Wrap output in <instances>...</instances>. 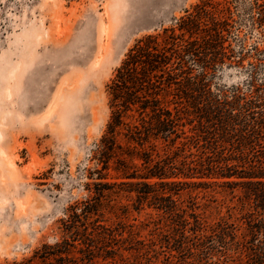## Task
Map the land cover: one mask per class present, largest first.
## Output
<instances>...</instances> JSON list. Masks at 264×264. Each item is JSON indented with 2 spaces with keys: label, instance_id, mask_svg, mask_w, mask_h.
<instances>
[{
  "label": "rangeland",
  "instance_id": "obj_1",
  "mask_svg": "<svg viewBox=\"0 0 264 264\" xmlns=\"http://www.w3.org/2000/svg\"><path fill=\"white\" fill-rule=\"evenodd\" d=\"M200 1L0 0V264H42L36 252L63 241L70 251L65 264L224 259L220 252L207 253L208 243L200 244L192 225L165 213L167 202L152 194L139 201L142 186H116L96 214L85 213L94 195L89 184L97 181L90 174L96 167L92 155L110 117L107 84L115 69L138 38L172 26ZM233 1L239 4L228 35L233 56L216 73L214 86L243 82L257 58L258 77L264 76V26L252 23L246 0ZM184 141L160 139L157 149L162 157L179 153L178 163L186 155L197 159V147L179 150ZM108 172L111 182L128 181L116 178L120 173L112 168ZM179 180L212 183L185 185L173 195L191 223L195 213L208 226L229 221L239 235L244 232L241 188L220 186L221 179ZM86 229L102 237L84 252Z\"/></svg>",
  "mask_w": 264,
  "mask_h": 264
},
{
  "label": "trees",
  "instance_id": "obj_2",
  "mask_svg": "<svg viewBox=\"0 0 264 264\" xmlns=\"http://www.w3.org/2000/svg\"><path fill=\"white\" fill-rule=\"evenodd\" d=\"M245 2L252 23L264 26V0ZM238 5L233 0H201L172 26L145 34L129 47L107 84L110 117L93 150L96 167L90 174L97 181L89 184L94 195L85 211L87 218L97 213L108 190L121 184L142 186L139 201L152 194L167 202L161 209L192 225L200 244L208 243V254L221 253L224 259L215 264H264V76L258 77L257 67L262 59L250 63L243 82L213 84L216 73L233 56L228 35ZM253 49L262 52L257 46ZM239 58L244 60L245 55ZM180 138L185 139L178 146L181 152L189 146L200 149L197 159L186 155L178 163L179 153L161 156L158 140L175 144ZM136 160L142 161L141 166ZM111 168L120 173L116 178L128 181H109ZM195 177L221 179L220 186L241 188L244 232L239 235L237 225L229 221L208 226L195 213L193 222L188 220L173 195L185 185L212 186L179 180ZM74 229L80 235L79 227ZM82 235L84 252L102 237L87 229ZM68 246L67 241L44 244L35 256L42 264L57 260L65 264Z\"/></svg>",
  "mask_w": 264,
  "mask_h": 264
}]
</instances>
